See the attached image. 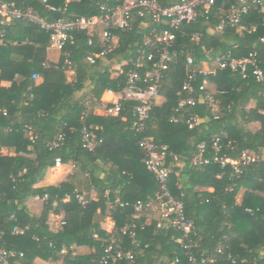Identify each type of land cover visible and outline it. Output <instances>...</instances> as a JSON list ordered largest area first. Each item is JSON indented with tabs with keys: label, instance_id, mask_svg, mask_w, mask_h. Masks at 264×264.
Returning <instances> with one entry per match:
<instances>
[{
	"label": "trees",
	"instance_id": "1",
	"mask_svg": "<svg viewBox=\"0 0 264 264\" xmlns=\"http://www.w3.org/2000/svg\"><path fill=\"white\" fill-rule=\"evenodd\" d=\"M13 1L52 21L99 15L101 5L114 8L124 0ZM179 1L160 0L162 5ZM231 4L237 0H216L211 15H198L174 31L171 59L160 71V101L151 106L141 134L132 128L139 100L123 99V109L108 115L103 110L112 103L102 95L121 92L130 70L141 76L151 69L157 54L147 41L167 27L165 20H148L133 9L126 28L111 30L110 47L97 29H73L56 49L55 61L47 60L49 31L22 18L6 25L0 40V250L8 255L0 264H33L35 258L103 264L110 234L100 224L105 216L114 222L119 247L132 253V259L105 264H190L173 241L179 235L175 229L158 227V217L148 209L134 217L135 202L152 199L161 187L142 161L141 135L165 147L166 186L193 222L192 253L212 257L215 264H264V78L256 80L250 71L242 77L229 68L201 72L216 56L242 57L250 51L257 52L264 71V0L241 14L244 29L229 24L218 29V9ZM149 49L152 60L140 53ZM185 81L189 90L182 89ZM135 85L143 89L146 82L139 78ZM188 98L192 104L179 105ZM84 125L93 134L90 147L83 140ZM201 143L206 163L193 162ZM249 152L257 158L240 162L237 172L234 165L213 160L240 161ZM57 157L71 164V171L58 183L38 185ZM35 196L42 199L37 214L26 205ZM51 213L60 215L56 227L48 222ZM77 246L88 251L76 252Z\"/></svg>",
	"mask_w": 264,
	"mask_h": 264
},
{
	"label": "built area",
	"instance_id": "2",
	"mask_svg": "<svg viewBox=\"0 0 264 264\" xmlns=\"http://www.w3.org/2000/svg\"><path fill=\"white\" fill-rule=\"evenodd\" d=\"M215 1L216 0H180L170 5H162L160 0H124L121 5L114 8L101 5V13L99 15L89 17L80 16L75 19L61 16L52 21H46L38 17L31 7L22 10L15 5L13 0H0V40L6 33L5 27L8 23L12 19L22 18L29 22L36 23L42 29L49 31L50 46L55 49H62L71 38L70 32L73 29H86L89 31L97 29L102 44H107V46L110 47L114 43V36L111 30L126 28L129 25V18L133 9H138L141 14L145 13L146 15H150L151 20H165L167 22V27L158 35H155L153 40L149 39L147 41L151 50L154 49L157 54V59L152 61L151 69L145 70L141 76H139L135 70H130L127 73L126 86L121 92L116 94L113 100H111L112 105L103 110L104 114L117 115L123 109L121 100L138 99L140 103L135 106L136 118L135 121H133L132 128L141 134L144 128V122L149 116L150 108L156 103L159 96L160 71L166 69L171 59L169 47L175 37L174 31L182 22L190 21L198 15L205 17L211 15ZM250 3L258 4L260 0H237V4H231L227 8L221 6L218 9V13H216L220 18L216 27L221 29L224 25L229 24L231 26H236L238 29H244L245 27L240 23V16L247 11ZM197 38V35H192V39L197 40ZM140 53L142 55L146 53L147 60H152L155 55L150 49L148 52L146 50H141ZM88 60L93 62V56H89ZM187 62L191 64L190 57L187 58ZM142 64L143 60L138 58L136 67H140ZM118 68L119 66H116V69ZM216 68L239 70L242 77H245L250 71L256 80H262L264 78L263 67L259 63L256 51H250L247 55L242 57H234L229 53L216 56L209 64L207 62L204 63L201 72L203 74H208L213 72ZM187 71L189 73L188 77L191 78L194 70L189 68ZM33 77L36 78L38 76L33 74ZM139 78H141L143 82H146V86L143 89H138L135 85V82ZM190 88L189 81H185L182 89L189 90ZM207 97L212 103L211 97L208 95ZM192 103L193 99L188 98L181 100L179 105L182 106ZM82 132L85 146L90 147L93 134L86 125L82 127ZM217 140L216 138L213 142L215 150L219 148ZM138 146L143 152L142 161L144 165L161 184V187L152 199L145 202L139 200L135 202L134 217H138L145 209L153 211L158 217V227H171L178 232L179 235L174 237L173 241L179 243L185 250V253L188 254V261L190 264H215L212 257H205L202 256V254L197 256L191 251L192 248L196 246V243L191 239L194 226L192 220L185 214L182 201L173 196L166 186L170 170L165 164V147L159 149L152 137L145 135L139 137ZM204 150V144H199L198 152L193 158V162H208V159L203 157ZM256 158L257 156L254 153L249 152L243 153L240 161L218 156H214L213 160L218 162L221 166L230 163L234 165L235 171L237 172L239 171L240 162L247 163ZM57 161L61 163L60 158L57 157L54 164ZM46 197L47 196L44 195L43 198ZM78 198L82 203L86 202V199L83 198L82 195H78ZM53 204L55 205V202H53ZM112 229L113 227L108 230L110 234L104 247V254L101 257V262L103 264L107 263L109 260H116L118 258L132 259L130 250L119 247ZM125 229L126 227H124V230ZM7 255V252L0 250V260L5 259Z\"/></svg>",
	"mask_w": 264,
	"mask_h": 264
},
{
	"label": "crops",
	"instance_id": "3",
	"mask_svg": "<svg viewBox=\"0 0 264 264\" xmlns=\"http://www.w3.org/2000/svg\"><path fill=\"white\" fill-rule=\"evenodd\" d=\"M59 56V51L50 47L48 48V53H47V60L49 61H55L57 60ZM68 78H70L71 76V71L68 72L67 74ZM2 85H7V82L5 81H2L1 82ZM116 96V93L112 92V91H105L102 95V99L104 101H111L115 98ZM160 100V98H159ZM3 152H5V149H2ZM262 155L264 156V150H263V153ZM61 164H64V165H67L68 168L65 169V168H61L60 170V173H59V177L55 180H53L51 183L47 182V179L50 175H54V173L52 172V167L46 172L44 178L38 183V185H47V184H53V183H58L60 181H62L63 179H65L67 173H69L71 171V164L69 163H61ZM89 195L90 196H94L95 193L94 191L92 190H89ZM26 205L29 209V211L31 213H34V214H37L39 213L41 207H42V199L39 198L38 196H35V197H32V198H29L27 201H26ZM60 219V215L57 214V213H51L49 215V218H48V222L50 224L51 227H56L57 226V223H58V220ZM113 220L108 217V216H105L101 221H100V224L101 226L106 229L107 231L110 230L112 227H113ZM73 249L76 251V252H87L88 249L84 246H77V247H73ZM33 264H63L62 263V260L61 258H58V259H49V260H43L41 258H35L34 261H33Z\"/></svg>",
	"mask_w": 264,
	"mask_h": 264
},
{
	"label": "clouds",
	"instance_id": "4",
	"mask_svg": "<svg viewBox=\"0 0 264 264\" xmlns=\"http://www.w3.org/2000/svg\"><path fill=\"white\" fill-rule=\"evenodd\" d=\"M65 168L67 169L68 166L61 164L59 161H57L53 166H52V172L54 175H50L47 179V182L51 183L53 180L57 179L59 177L60 169Z\"/></svg>",
	"mask_w": 264,
	"mask_h": 264
},
{
	"label": "water",
	"instance_id": "5",
	"mask_svg": "<svg viewBox=\"0 0 264 264\" xmlns=\"http://www.w3.org/2000/svg\"><path fill=\"white\" fill-rule=\"evenodd\" d=\"M146 18H147L148 20H150V15H146Z\"/></svg>",
	"mask_w": 264,
	"mask_h": 264
},
{
	"label": "rangeland",
	"instance_id": "6",
	"mask_svg": "<svg viewBox=\"0 0 264 264\" xmlns=\"http://www.w3.org/2000/svg\"><path fill=\"white\" fill-rule=\"evenodd\" d=\"M159 98H160V97H159ZM159 98H158V101H160V100H159ZM255 126H256V125H255V124H253V127H255ZM263 157H264V156H263ZM61 170H62V169H61ZM61 170H60V171H61Z\"/></svg>",
	"mask_w": 264,
	"mask_h": 264
}]
</instances>
